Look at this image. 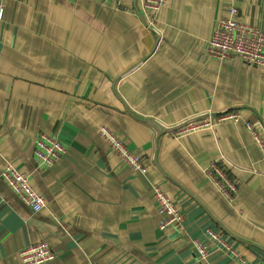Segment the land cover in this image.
<instances>
[{"label":"crops","instance_id":"0c3cea01","mask_svg":"<svg viewBox=\"0 0 264 264\" xmlns=\"http://www.w3.org/2000/svg\"><path fill=\"white\" fill-rule=\"evenodd\" d=\"M264 31V0H168L148 25L141 0H0V174H26L45 198L39 213L0 176V264H22L25 246L45 242V264L264 263V157L246 127L264 125L261 69L208 59L220 15ZM239 118L173 137L167 128L197 114ZM107 126L142 155L133 171L100 136ZM65 153L40 165L41 135ZM264 135V132H261ZM216 162L238 185L224 196L204 172ZM164 187L184 230H161L153 198ZM215 231L233 252L194 239Z\"/></svg>","mask_w":264,"mask_h":264},{"label":"built area","instance_id":"2783aa9c","mask_svg":"<svg viewBox=\"0 0 264 264\" xmlns=\"http://www.w3.org/2000/svg\"><path fill=\"white\" fill-rule=\"evenodd\" d=\"M101 1L106 4H118L122 0ZM167 3L168 0H141L143 13L152 29L156 25V13ZM3 12L4 8L1 7L0 19L3 17ZM206 57L225 63L238 62L241 65L259 68L264 73V31L250 25L248 22H242L239 19L238 9L231 6L217 20ZM238 118V113L234 111L219 114L213 112L197 114L190 119L172 123L167 131L171 132L173 137L179 138L200 131L213 130L219 123L236 121ZM246 127L264 157V135H261V132H264V125L259 121H247ZM99 134L106 141L110 150L116 153L128 168L142 174L148 172L142 155L130 149L107 126H101ZM64 153L65 149L62 143L55 137L42 134L36 143L35 154L40 165L50 167L59 161ZM204 172L224 196L233 199L237 195L238 185L230 178L228 170L223 166L212 161L204 169ZM0 176L34 213H39L44 208L46 203L44 196L34 189L26 174L21 173L19 169L9 164ZM152 188L153 198L160 216V229L184 230L183 212L175 203L171 194L159 184H154ZM212 247H216L223 252L234 253L231 245L215 231H208L205 240L194 239L192 241V249L197 253L199 260L208 259ZM19 256L22 264H45L53 261L56 257L54 251L45 242L25 246L20 250ZM243 264L254 263L243 261Z\"/></svg>","mask_w":264,"mask_h":264}]
</instances>
